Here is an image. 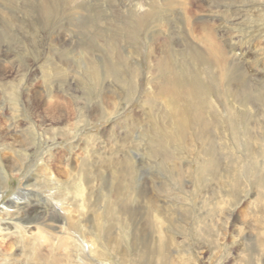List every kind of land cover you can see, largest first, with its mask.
<instances>
[{
  "label": "rangeland",
  "instance_id": "obj_1",
  "mask_svg": "<svg viewBox=\"0 0 264 264\" xmlns=\"http://www.w3.org/2000/svg\"><path fill=\"white\" fill-rule=\"evenodd\" d=\"M260 4L0 0V151L17 139L33 170L41 151L49 158L46 138L56 132L49 147L68 169L66 145H88L75 176L61 184L67 199L52 201L60 207L55 213L40 215L47 199L27 192L39 209L29 216L31 230L26 226L24 233L23 224L9 231L12 241L18 235L17 258L264 264V57L260 66L255 47L264 46ZM54 93L71 102L64 119L46 113L44 95L51 100ZM93 103L101 114L81 118L80 109ZM80 170L96 178L95 191L83 196ZM23 180L11 178L0 207ZM40 189L47 190V182ZM11 223L0 220L3 228Z\"/></svg>",
  "mask_w": 264,
  "mask_h": 264
},
{
  "label": "bare ground",
  "instance_id": "obj_2",
  "mask_svg": "<svg viewBox=\"0 0 264 264\" xmlns=\"http://www.w3.org/2000/svg\"><path fill=\"white\" fill-rule=\"evenodd\" d=\"M260 3H261L260 4L261 7H264V0H260ZM255 47L258 52V58L256 61L258 62V64H260V66H262L263 65L262 58L264 57V51H263L264 46L257 44ZM216 50L218 51L217 53H219V50H221L223 54L226 52L222 46H219L218 48H216ZM232 58L235 61H240L236 59L234 56H232ZM17 66H20L21 69L28 71L27 65H24L23 63L17 64ZM43 99L46 105L45 108L46 113L50 117L56 120L66 118V116L69 115L70 113L69 111L73 110V108L70 109L71 102L68 99L64 98L61 94L54 93L51 100L49 99V96L46 94L44 95ZM57 109L61 110L58 118H57V114H58ZM98 114L99 115L101 114L100 109L97 108L96 104L94 103L91 104L89 108L84 107L82 108V110L80 109L81 118L82 117L85 119L94 118V117L96 118ZM55 134L56 132H53L52 137L46 138L45 143L48 147L49 158L46 157L45 152L41 151L42 158L40 162H37L35 168L33 167V170L30 169L29 163L27 162L29 156H27V154L21 155L20 152L17 150L16 144L20 143L17 139L15 138L12 139V142L10 144L8 143V146H6L5 148L3 146L2 151H0V200L2 199L3 194H7L8 192L11 191V188L8 185V182L11 180V178H14L17 175L21 176L22 178H25V182L23 180L22 188L18 189V192L15 194V198L12 197L11 200H8L0 207V214L2 215L0 216L1 217L0 220L11 219V221L13 222L11 224H8L7 227L5 228L1 227L0 225V264H9L10 262H13L12 264H53L50 263L49 260L48 262L47 261L42 262L47 259L36 257L35 253L32 254L29 253L32 256H30L29 254L27 255L28 257L26 256L31 261L27 260L26 257L23 258V260L17 258L16 253H14L12 249L14 248L13 246L16 244L18 235L14 237L15 240L12 241L11 234L9 231L10 229L11 230L14 229L17 231L20 229L18 228L20 225L25 224V227L23 228V231L25 233L26 232L25 230L28 228V227L26 228V226H29L30 223L32 222V220L29 219V216L32 215L33 212L37 214L39 208L37 206L33 207L28 202V200H26L27 192L34 193L35 195L40 197L41 200H43V198L47 199V203L45 202L46 207H43V211L39 213L40 215L55 213L57 209H60V207L57 206L56 202H52V201H60L67 199L66 193L62 191L63 185L61 184L63 182H70V178L72 176H75L73 170L78 171L79 167L75 165L78 162L79 159L78 156L85 153V151L88 149L87 148L88 145L86 142H84L83 144L81 142H77V144H73L72 142H70L69 144H67L66 153L71 155V159L66 162L68 156L67 155L65 156L64 164L67 165L68 169L66 168L62 169L61 168L62 162L57 161V158L55 157L56 152H54L53 149L49 147L52 146L53 144L52 141H54V139L51 138L56 139ZM53 135L55 136L53 137ZM61 135L63 136L62 139H64L65 141L72 139L71 134H61ZM44 157L45 159H48L46 163H43ZM55 164L57 166H54ZM70 164H74L75 166L72 167ZM89 174L90 175L85 174L81 176V170H80L79 176L77 177V179L81 180V182L85 187V189L82 190V196L84 195L83 192H85V190L95 191L96 188L95 187L96 178L94 177L93 172H90ZM35 181L36 184L38 185L40 184V186L37 187ZM45 182H47L48 189L47 190L40 189L41 185L44 184ZM54 190H60L59 193L61 194H59L58 192L53 193ZM10 204L13 205V208L11 210H9L11 208ZM40 215H37L38 218L36 220V223L39 221V218H42ZM51 221L57 222L55 219L52 218ZM29 227H30L29 230H31V226ZM24 233H21L19 231V234L21 236H24L25 235ZM8 238L10 239V242L6 241ZM88 240L90 241V237H88ZM92 242L96 243V240H92ZM156 264H160V263H156Z\"/></svg>",
  "mask_w": 264,
  "mask_h": 264
}]
</instances>
